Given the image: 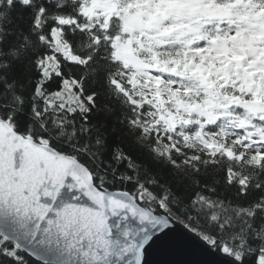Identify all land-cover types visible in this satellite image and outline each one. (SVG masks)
<instances>
[{
    "label": "snow or ice",
    "instance_id": "snow-or-ice-1",
    "mask_svg": "<svg viewBox=\"0 0 264 264\" xmlns=\"http://www.w3.org/2000/svg\"><path fill=\"white\" fill-rule=\"evenodd\" d=\"M193 245L264 264V0H0V264Z\"/></svg>",
    "mask_w": 264,
    "mask_h": 264
},
{
    "label": "water",
    "instance_id": "water-1",
    "mask_svg": "<svg viewBox=\"0 0 264 264\" xmlns=\"http://www.w3.org/2000/svg\"><path fill=\"white\" fill-rule=\"evenodd\" d=\"M155 264L161 262H169V264H200L207 261L208 264H220L218 257H212L199 251L196 245L192 246V250L182 253L155 254L151 257Z\"/></svg>",
    "mask_w": 264,
    "mask_h": 264
}]
</instances>
